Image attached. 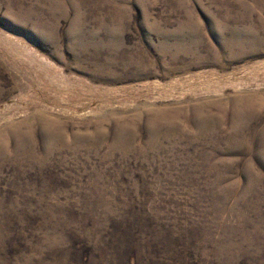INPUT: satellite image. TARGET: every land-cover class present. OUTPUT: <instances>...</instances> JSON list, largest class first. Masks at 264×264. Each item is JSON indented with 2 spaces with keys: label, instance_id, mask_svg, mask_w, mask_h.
<instances>
[{
  "label": "rangeland",
  "instance_id": "obj_1",
  "mask_svg": "<svg viewBox=\"0 0 264 264\" xmlns=\"http://www.w3.org/2000/svg\"><path fill=\"white\" fill-rule=\"evenodd\" d=\"M0 264H264V0H0Z\"/></svg>",
  "mask_w": 264,
  "mask_h": 264
}]
</instances>
